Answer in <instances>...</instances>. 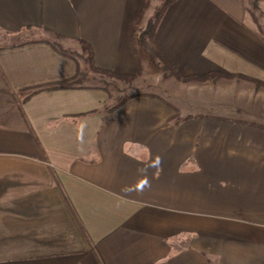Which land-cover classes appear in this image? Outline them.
<instances>
[{"label":"crops","instance_id":"0c3cea01","mask_svg":"<svg viewBox=\"0 0 264 264\" xmlns=\"http://www.w3.org/2000/svg\"><path fill=\"white\" fill-rule=\"evenodd\" d=\"M255 1L173 0L153 46L185 76L264 82ZM163 3L0 0L4 38L39 35L0 44V264H264V118L178 123L148 96L105 113L108 93L78 86L26 98L78 68L45 28L90 43L99 67L133 74L136 31ZM238 79L263 98L252 80L227 82Z\"/></svg>","mask_w":264,"mask_h":264},{"label":"rangeland","instance_id":"374dc122","mask_svg":"<svg viewBox=\"0 0 264 264\" xmlns=\"http://www.w3.org/2000/svg\"><path fill=\"white\" fill-rule=\"evenodd\" d=\"M256 7H253L259 22L264 28V0H256ZM159 11V10H158ZM158 11L147 12L145 23L136 31L137 37L140 38L142 33L147 30V21L153 19ZM262 28V29H263ZM39 35L27 32L15 38H8L0 31V44H8V42H24L30 38ZM52 39L56 40L62 47L74 53L84 64L83 71L89 73V79L85 81L90 85H107L112 90L114 97L120 99L132 92L154 93L169 105L173 106L179 116H187L191 114H201L205 116H229L243 119L257 120L264 118V94L260 98L254 90L250 89V85L241 79L237 83L227 82L228 77H217L212 84L198 81L182 82L170 71L162 69L159 57L153 59V51L146 46L138 45L136 53L138 55L139 67L143 68L141 76L133 83H125L123 81L111 78H100L97 74L90 73L87 62L84 60L82 49L78 42L69 40H58L49 34ZM11 37V36H9ZM141 40V39H140ZM138 38H137V40ZM160 64L161 66H158ZM223 79V80H221ZM207 80V81H209ZM226 85H222L220 83ZM264 89V87H258ZM115 100V99H114ZM264 123V121H259Z\"/></svg>","mask_w":264,"mask_h":264},{"label":"trees","instance_id":"16d2710c","mask_svg":"<svg viewBox=\"0 0 264 264\" xmlns=\"http://www.w3.org/2000/svg\"><path fill=\"white\" fill-rule=\"evenodd\" d=\"M171 1L173 0H164L163 6L160 8V10L158 11V13L156 14V17L154 18V20H151L147 30H145L142 35L139 38L140 41V45L146 46L149 49H151L153 51L152 57L153 59H155L156 57H159L161 65L158 64V66H161L162 69L165 71H170V73L175 76L176 78H178L180 81L182 82H191V81H198V82H205L209 79H213L215 78V76L220 77H228V78H235V77H239V78H245L248 80H252L256 83L257 87H264V82L260 81L258 79L255 78H251V77H247L244 75H237V74H230V73H226L224 71H214V72H210L207 74H203V75H182L175 67L172 63H170V61H168V59H166L157 49L154 48L153 46V39L155 36V30L157 27V24L160 20V16L163 14V10L165 9V7L167 6V4H169ZM263 30V29H262ZM45 31L49 32L53 37H56V39L58 40H69L67 37H65L64 35L52 31L48 28H45ZM264 33V32H263ZM141 39V40H140ZM54 48H56L58 51H60L61 53L71 56L72 58H74L76 60V62L78 63V68L76 71V74L74 77L58 82V83H54L51 85H45V86H39V87H35L33 89L28 90V94L26 96V98L32 96L33 94L44 90V89H60V88H70V87H85V88H99L102 89L104 91H106L110 97V102L108 105H106L102 111L105 113H110L113 112L115 110H117L118 108H120L123 104H125L127 101L136 98V97H140V96H148V97H157L159 98L158 95L154 94V93H142V92H132L128 95H125L124 97L117 99L114 97V94L112 92L111 89H109V87L107 85H90V84H86L85 81L89 79V73L86 75L87 71H83V68L80 65V59L72 52H70L69 50L65 49L64 47H62L56 40L52 39V40H47ZM75 42H78L83 55H84V60L87 62L88 67L90 69V73L92 74H97L100 76V78L104 79V78H111V79H117L120 81H123L125 83H133L134 81H136L142 74L143 72V68H139L137 73H120L111 69H105V68H101L99 67L96 62H95V54H94V50L93 47L91 46L90 43H88L87 41H85L84 39H77L75 40ZM26 44V42H19V43H12V44H5L4 47L1 48H6V47H16V46H20V45H24ZM115 99V100H114ZM176 122L180 123L182 120L184 119H188V118H193V117H200V118H205V115H201V114H191V115H187V116H179V114L177 113L175 115ZM257 125V124H256Z\"/></svg>","mask_w":264,"mask_h":264}]
</instances>
